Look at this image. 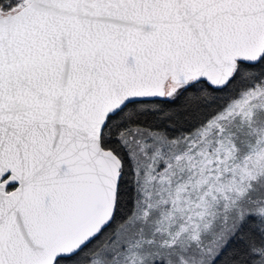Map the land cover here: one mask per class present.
Wrapping results in <instances>:
<instances>
[{
	"label": "snow or ice",
	"instance_id": "6c2138e0",
	"mask_svg": "<svg viewBox=\"0 0 264 264\" xmlns=\"http://www.w3.org/2000/svg\"><path fill=\"white\" fill-rule=\"evenodd\" d=\"M0 264H264V0H0Z\"/></svg>",
	"mask_w": 264,
	"mask_h": 264
}]
</instances>
